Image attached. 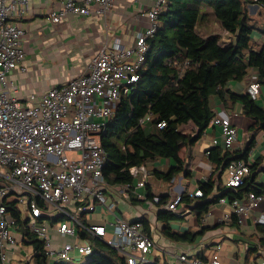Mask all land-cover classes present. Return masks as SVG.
Here are the masks:
<instances>
[{"label": "built area", "instance_id": "2783aa9c", "mask_svg": "<svg viewBox=\"0 0 264 264\" xmlns=\"http://www.w3.org/2000/svg\"><path fill=\"white\" fill-rule=\"evenodd\" d=\"M55 1L58 7L48 13L52 23L66 15L89 14L92 5L97 6L96 13L105 14L114 0ZM165 4L166 0H156L147 10L148 25L135 32L131 46H122L115 37L91 58L86 72L47 90L36 104L26 105L12 95L16 86L8 75L14 69L25 71L24 33L14 19L29 10V0H0V264H35L30 235L39 241L46 264L89 257L95 251V239L114 248L122 264L155 261L148 254L156 249V243L143 224L122 218L114 213L113 203H106L103 167L107 154L101 136L120 97L128 94L139 78L148 39L155 33ZM259 89L260 84L252 81L246 93L256 99ZM150 119L151 113H147L140 123ZM211 124L218 130L211 145L230 148L237 139V128L229 117L215 115ZM128 170L137 180L118 186L119 193L145 185V165ZM224 172L225 186H239L250 174V163L231 161ZM201 194L195 190L190 196ZM263 196L248 192L240 199L229 202L222 197L219 202L232 206L231 214L242 224ZM159 199L154 195L151 202L156 204ZM179 201L180 194L165 207L175 212ZM98 205H106L111 221H90ZM256 220L264 224V214ZM219 249L217 246L207 261L190 258L187 253H179L176 259L185 264H220Z\"/></svg>", "mask_w": 264, "mask_h": 264}, {"label": "trees", "instance_id": "16d2710c", "mask_svg": "<svg viewBox=\"0 0 264 264\" xmlns=\"http://www.w3.org/2000/svg\"><path fill=\"white\" fill-rule=\"evenodd\" d=\"M253 1L264 7L263 0H166L158 14L155 33L148 39L149 49L139 78L129 93L120 97L101 136V145L107 154L103 167L105 195L116 186L136 182L137 178L128 170L131 166L143 164L147 167L159 159H168L170 165L165 171L150 168L149 174L156 179L170 182L181 173L189 175L186 167L189 147L208 128L211 127L212 135L214 133L215 127L211 124L215 116L211 106L213 95L220 100L240 102L244 114L253 120L251 129L264 130V108L255 99L247 93L223 90L227 81L240 80L251 70L256 72L257 82L264 87V43L258 49L250 43L251 34L256 30L248 13V4ZM202 5L209 8L221 28L231 34L228 43L221 42L218 33H204L198 29L206 19V13L200 12ZM147 113H151V119L141 124L140 119ZM160 122L165 123L161 128L157 126ZM253 143L252 136L241 153L220 145L209 148L211 173L198 183L201 196L184 192L180 194L177 208H191L199 220L222 197L231 202L248 192L263 194V185H253V177H250L256 164L250 165V174L239 186H225L221 179L231 161L247 160ZM154 195L146 183L145 200H151ZM158 196L157 206L167 203V195ZM176 217L175 212L167 208L157 211L156 219L161 223L163 235L174 241H194L197 233L180 234L172 230L170 222ZM231 218L237 221L234 214ZM137 220L146 223L145 218ZM256 227L263 233L260 242L264 246V224ZM30 239L35 250V264H46L39 241L32 235ZM94 247L86 264H122L117 251L102 240L95 239ZM144 264L159 262L155 259Z\"/></svg>", "mask_w": 264, "mask_h": 264}, {"label": "crops", "instance_id": "0c3cea01", "mask_svg": "<svg viewBox=\"0 0 264 264\" xmlns=\"http://www.w3.org/2000/svg\"><path fill=\"white\" fill-rule=\"evenodd\" d=\"M155 1L114 0L105 14L96 13L97 6L92 5L89 14L66 15L60 22L52 23L48 13L58 7L56 1L29 0V10L23 16L14 19V24L24 33L21 49L25 53V71L14 69L8 75V80L16 86V91L11 92L12 95L23 104H36L47 90L62 86L76 74L86 72L91 58L104 44H109L115 37L120 38L122 46H131L135 32L147 27L146 12ZM255 12L262 14L263 10L260 4L253 1L248 4L250 17ZM254 31L250 43L254 49H258L264 43V32L263 29L258 30L259 33ZM203 32L208 31L203 30ZM212 33L220 34L221 42L228 43L231 39V34L221 26ZM256 75V72L251 70L240 80L227 81L223 90L235 94L246 93L248 84L257 81ZM255 101L264 108L263 86H260ZM211 106L215 115L229 117L237 128V139L230 150L241 153L248 140L254 137L247 161L250 165L257 166L250 177H253V185H263L264 188V130L255 132L251 129L253 120L244 114L238 101L220 100L217 95H213ZM215 135H218L217 128H214L212 135L210 127L189 147L186 160L189 175L184 176L181 173L172 181H165L166 189L154 192L146 178L145 185L141 188L119 193L116 186L106 194V203L114 204V213L117 215L127 220L146 219V223L143 224L144 230L156 243V249L148 254L149 259H157L160 264H185L179 262L176 255L187 253L190 258L207 261L212 257L216 247L220 246V264H260V262L264 264V246L260 242L263 233L256 227L260 224L256 220L257 217L264 214V196L258 206L245 215L242 224L232 221V206L228 203L218 201L212 204L208 212L199 220L191 208L180 206L175 211L177 217L170 222V227L180 234L187 231L197 233V237L192 242L174 241L163 235L156 214L159 209H166L165 203L157 206L150 199L145 200L146 183L150 185V190L155 195H167V202L178 194L185 192L191 195L195 190H199L198 183L205 181L211 173L207 151L212 147L210 140ZM169 165L168 159H159L149 163L147 169L157 168L165 171ZM224 174L225 172L221 175V179ZM228 214L230 217L226 218ZM110 216L112 217L106 205H98L91 214L90 221L105 223L111 221ZM202 228L203 231H200Z\"/></svg>", "mask_w": 264, "mask_h": 264}, {"label": "rangeland", "instance_id": "374dc122", "mask_svg": "<svg viewBox=\"0 0 264 264\" xmlns=\"http://www.w3.org/2000/svg\"><path fill=\"white\" fill-rule=\"evenodd\" d=\"M263 13L262 14H251V22L253 25H255L254 32H258V30L263 29V23H264V7H262ZM201 13H206V19L201 23V25L198 26V29L206 30L208 32H215L218 28H220V25L218 21L214 18V15L212 14L211 10L207 8L205 5H202L200 8ZM147 182L151 185L154 192L162 191L163 189H166V182L165 181H159L155 179L152 175L147 176ZM110 220H112V217L110 216ZM88 259V256H82L80 259H69V260H59L57 264H86Z\"/></svg>", "mask_w": 264, "mask_h": 264}]
</instances>
